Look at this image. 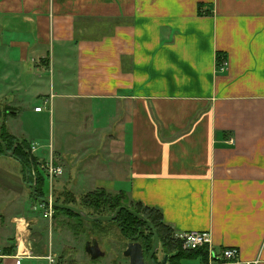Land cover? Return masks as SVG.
Listing matches in <instances>:
<instances>
[{"label": "crops", "instance_id": "0c3cea01", "mask_svg": "<svg viewBox=\"0 0 264 264\" xmlns=\"http://www.w3.org/2000/svg\"><path fill=\"white\" fill-rule=\"evenodd\" d=\"M3 122L64 169L58 197L123 191L264 264V0H0ZM7 159L2 264H47L36 168Z\"/></svg>", "mask_w": 264, "mask_h": 264}, {"label": "trees", "instance_id": "16d2710c", "mask_svg": "<svg viewBox=\"0 0 264 264\" xmlns=\"http://www.w3.org/2000/svg\"><path fill=\"white\" fill-rule=\"evenodd\" d=\"M222 57V54L218 55L219 61ZM0 141L7 146L8 151L13 154V157L21 163L24 171H28V181L30 184H32V165L36 168V195H33V197L38 203L40 202L37 198L46 199L47 197L43 191L45 178L37 167L38 160L35 156H33L29 143L26 141H20L16 136L11 134L8 131L5 122H3L0 128ZM2 156H5V153L2 144H0V157ZM55 201L77 206L92 217L110 216L114 214L119 207H125L118 214L116 219L95 222H88L73 211L55 208L54 219L57 220L61 216L68 218L70 220L69 222L63 221L61 224L63 223V225H65V223H67L71 230L76 232V234L86 232L87 227L91 226V229H93L91 233H95L97 231L98 233L106 235L111 232L109 231L108 226L113 225L118 228L120 235L127 240L126 245L132 241H139L142 243L146 255H148L154 244L153 230L146 221L133 215L128 210L129 208L142 214L150 223L153 224L159 235L160 248L153 257L154 264H163L165 256H168L166 264H185L184 261L193 258H201L205 261V263L207 262V248L194 250L184 249L182 242L174 237V230L164 221L161 210L147 207L140 203H135L131 201L127 194L123 191L111 193L106 190L97 189L82 195L79 200H77L73 195H70L63 201L60 198H55ZM74 220L76 221L75 224L72 223ZM160 251L164 253L162 258L159 256ZM2 252L4 255L15 254L16 245H11L9 248L2 250Z\"/></svg>", "mask_w": 264, "mask_h": 264}, {"label": "rangeland", "instance_id": "374dc122", "mask_svg": "<svg viewBox=\"0 0 264 264\" xmlns=\"http://www.w3.org/2000/svg\"><path fill=\"white\" fill-rule=\"evenodd\" d=\"M58 132H56V135ZM6 158V157H5ZM6 160V159H4ZM5 161L7 163H3L0 161V169L14 172L15 168L13 166H20L19 163L12 159H7ZM10 164V165H9ZM40 170V168H38ZM43 172V170H40ZM44 173V172H43ZM56 183V181H54ZM57 185V184H56ZM5 187L1 186L0 191L2 192ZM51 183L47 177H45L43 191L46 197L52 194L53 200L55 198H60L55 193V189L52 190ZM52 190V193L50 194ZM55 193V194H54ZM74 197L79 200L81 195H84V191H74ZM87 193V192H86ZM50 194V195H49ZM55 196V198H54ZM62 201L65 198H60ZM30 210L29 205L24 206V211ZM45 208L42 207L39 203L37 205V209L35 212V217H38L40 220V233L42 235V240L40 241L41 249L49 247L53 252L57 253L59 256L60 264H129V259L123 255V251L126 249L127 240L120 235V232L116 226L109 225L108 234L98 233L97 231L94 233L91 231V226H88L86 232H82L80 234H76L71 228L65 223L61 224V221L69 222L68 218H61L58 223L56 221L53 222L52 229L49 227V220H46L44 217ZM55 220V219H54ZM73 224L76 223L74 220ZM174 235V233H173ZM93 237H96L99 240L100 246L102 250H104L106 256L105 258H100L96 260H92L89 254L85 251L86 242L91 240ZM159 251V250H158ZM160 258L163 256V252L160 251ZM195 260L197 258L190 259L189 264H196ZM164 264V263H163Z\"/></svg>", "mask_w": 264, "mask_h": 264}, {"label": "built area", "instance_id": "2783aa9c", "mask_svg": "<svg viewBox=\"0 0 264 264\" xmlns=\"http://www.w3.org/2000/svg\"><path fill=\"white\" fill-rule=\"evenodd\" d=\"M227 60L219 64L220 70H225L227 67ZM36 111H41L42 107H37ZM36 145H31V151H35ZM40 170L45 177H47L51 183V187L53 188V182L60 176L64 174V169L61 166H58L54 163V161L44 162L40 164ZM36 177V172H34ZM37 179V178H36ZM53 190V189H52ZM52 190L50 194L52 193ZM49 194V195H50ZM51 202L54 201L52 194L47 197ZM42 207L45 208L44 217L45 218H53L55 213V208L51 204H41ZM174 237L181 241L184 249L194 250L200 248H207L208 251V260L206 264H224L237 261L239 257V249L238 248H228L224 249L221 252H216L213 248V239L212 233L210 231H187V232H174ZM6 258V255L2 252V247L0 245V264L3 263V260ZM47 261V264H60L59 256L57 253L52 250L44 257ZM20 264V262H19Z\"/></svg>", "mask_w": 264, "mask_h": 264}, {"label": "water", "instance_id": "95a60500", "mask_svg": "<svg viewBox=\"0 0 264 264\" xmlns=\"http://www.w3.org/2000/svg\"><path fill=\"white\" fill-rule=\"evenodd\" d=\"M0 144H2L5 155L13 156V154L8 151L7 146L4 143H2L0 141ZM31 187L33 189V195L35 196L36 195V184L31 185ZM37 200L40 203H45L48 205L51 204L54 208H62V209L73 211V212L77 213L80 217L87 220L88 222L114 220V219H116L118 214L122 211V209L125 208L123 206L119 207L115 211V213L110 215V216L92 217V216H89L84 210H82L81 208L74 206V205L59 203L57 201L51 202L47 198L46 199H38L37 198ZM128 210L133 215L137 216L138 218H140V219H142L148 223V225L150 226V228L153 230V233H154V244H153V247L149 253L147 260L145 259L143 245L139 241H132V242L128 243L127 249L124 252V256L129 258L130 264H154L153 257L155 255V253L159 250V247H160L159 235H158L157 231L155 230L153 224L150 223L142 214H140V213H138L132 209H129V208H128ZM85 251L87 252V254H89V256L91 257L92 260H97V259L102 258L106 255L105 252L102 250L100 243H99L97 238H92L91 240L86 242ZM167 260H168V256H165L163 263L166 264Z\"/></svg>", "mask_w": 264, "mask_h": 264}, {"label": "flooded vegetation", "instance_id": "af4514ba", "mask_svg": "<svg viewBox=\"0 0 264 264\" xmlns=\"http://www.w3.org/2000/svg\"><path fill=\"white\" fill-rule=\"evenodd\" d=\"M130 243V242H129ZM141 243V242H140ZM127 245H128V243H127ZM127 245H126V249H127ZM160 248V247H159ZM125 249V250H126ZM125 250L123 251V255H124V252H125ZM104 251V250H103ZM156 254V253H155ZM144 255H145V259L147 260L148 259V256H149V254L148 255H146V253H145V251H144ZM106 256V255H105ZM105 256L104 257H102V258H105ZM101 258V259H102ZM128 258V257H127ZM100 259V258H99ZM129 259V258H128ZM97 261V260H96ZM129 264H130V260H129Z\"/></svg>", "mask_w": 264, "mask_h": 264}]
</instances>
